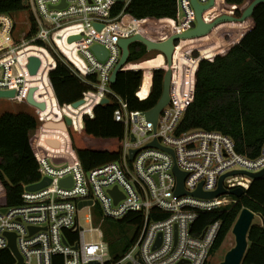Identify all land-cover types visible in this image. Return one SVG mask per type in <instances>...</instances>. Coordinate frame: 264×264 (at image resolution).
I'll list each match as a JSON object with an SVG mask.
<instances>
[{
	"label": "built area",
	"instance_id": "obj_1",
	"mask_svg": "<svg viewBox=\"0 0 264 264\" xmlns=\"http://www.w3.org/2000/svg\"><path fill=\"white\" fill-rule=\"evenodd\" d=\"M198 1L203 5L211 2ZM119 2L23 0L28 15L24 35L14 34L10 15V23H0V89L15 90L16 96L9 100L26 105L40 122L30 133V142L41 176L38 182L24 185L20 204L0 207V264L6 263L2 251L11 253L13 264H206L221 222L210 223L202 230L195 229V224L202 213L233 205L237 197L230 193L215 198L194 194L199 189L203 193L216 192L225 175L223 187L227 191H246L253 178L231 173L264 170V144L258 157L249 158L237 152L234 140L222 132L180 130L194 100L198 70L189 63L183 64L186 59L180 62L179 57L176 62L175 55L171 101L156 123L148 119L147 111L131 110L112 90L111 76L122 56L120 40L136 34L148 36L151 26L157 24L149 18H132L125 9L116 14ZM123 2L126 6L129 3ZM225 2L215 0L211 10L225 7ZM178 6L177 20L160 22L175 24L171 33H182L196 25L191 0H178ZM232 7L225 8L232 12L241 8ZM211 10L205 12L206 20ZM217 14L221 15V11L209 20ZM73 37L78 38L71 40ZM96 45L107 50L105 59L92 50ZM56 55L81 79L97 76L94 90L84 93L85 103L80 108L72 104L61 106L57 101L50 79L57 67ZM31 57L41 61L35 75L30 70ZM129 64L135 69L128 65L126 69L143 71L136 95L141 101L146 100L153 89L154 73L146 79L145 71L138 67L141 63ZM163 65L166 67L165 60ZM157 68H151V72ZM32 89L36 103L50 106L51 97L53 108L57 105L61 109L60 115L50 120L42 108L32 104L28 99ZM105 98L117 103L114 119L124 126L122 154L116 161L86 170L72 145L69 130L82 132L84 123L78 125L76 118H94V108ZM66 117L72 119V125H66ZM154 142L158 146L152 145ZM175 168L185 175L182 195L177 194ZM44 179L50 183L30 189ZM116 189L118 201L112 193ZM81 203L87 205L81 208ZM132 213L143 217L140 233L125 253L114 257L105 239V223L121 221ZM84 222L91 227L85 228ZM13 238L17 254L12 249Z\"/></svg>",
	"mask_w": 264,
	"mask_h": 264
},
{
	"label": "trees",
	"instance_id": "obj_2",
	"mask_svg": "<svg viewBox=\"0 0 264 264\" xmlns=\"http://www.w3.org/2000/svg\"><path fill=\"white\" fill-rule=\"evenodd\" d=\"M126 1H129L127 6L125 2L116 5V14L125 9L126 15L138 20L149 18L160 22L178 18V0ZM245 1L226 0L239 6ZM24 10L23 0H0V15ZM241 14L240 10L236 12L237 16ZM5 16H0V23L8 22ZM253 21L254 27L227 53L198 63L194 100L180 124L181 131L201 128L222 132L234 140L237 152L249 158L258 157L264 144V3L256 7ZM243 27L239 39L243 35L241 31L248 30L246 24ZM159 35L150 32L149 37L159 40ZM149 54L143 43L135 42L130 45L129 63L151 59L146 58ZM56 57L57 67L51 72L50 79L61 106L73 104L83 99L85 92L94 90L96 75L83 80L59 56ZM144 69L146 79H149L151 68ZM153 73V89L146 100L141 101L136 95L144 75L142 70L119 72L112 90L128 103L131 110L149 111L163 95L165 68L155 69ZM116 108L117 103L113 100L97 105L94 118L83 117L82 132L73 128L69 130L72 145L86 170L116 161L122 154L124 126L114 119ZM38 125L40 122L32 112H4L0 115V207L20 204L24 185L36 183L41 178L30 142V133ZM236 200L228 207L202 213L195 224V229L202 230L210 223L221 222L211 255L221 248L243 209L248 208L264 218V177L253 180L249 189ZM142 224L143 217L138 213L121 221H106L105 239L114 257L121 256L133 245ZM133 229H137V233L128 240ZM1 255L6 257V263L2 264H13L9 251H2ZM243 264H264V226L261 223L251 227Z\"/></svg>",
	"mask_w": 264,
	"mask_h": 264
},
{
	"label": "water",
	"instance_id": "obj_3",
	"mask_svg": "<svg viewBox=\"0 0 264 264\" xmlns=\"http://www.w3.org/2000/svg\"><path fill=\"white\" fill-rule=\"evenodd\" d=\"M120 1L123 2L124 0H120ZM263 3H264V0H253L249 5L244 4L241 6L239 10L242 11V14L240 16L236 15V12L238 11V9H236V10H233L234 14H221L215 17L212 21L208 22L205 19L204 14L205 12L215 7L216 5L215 0H211V2L208 5H203L198 0H191V5L195 13L196 25L193 28L189 29L188 31H185L182 33L180 32L171 33L164 43L158 42L157 40L150 38L148 36L142 35V34H136L132 37L122 38L120 40L119 45L122 49V56L112 73L111 84L114 85L116 83L119 72L128 70L126 69V66L129 64L131 44L135 42H141L147 47L148 51H158L160 54H162L166 61L163 95L160 101L158 102V104L153 109L147 111L146 113L148 119L156 123L164 107L167 106L171 101L170 89H171V81H172V74H173L172 66L174 63L175 55H176V50H177L176 47L178 45L177 43H181L187 40L200 41L203 38L211 35L214 32V30L217 29L222 24H227V23L245 24L250 20L253 21V15H254L256 7ZM224 5L228 9L233 8L232 5L227 2H225ZM253 24H254V21H253ZM75 38H78V37H73L71 38V40ZM92 50L99 56L100 59H105L108 54L107 50H105L103 47L98 46V45L94 46ZM203 59L204 58H201V60ZM40 65H41V61L39 58L31 57L30 70L33 75L37 73L38 69L40 68ZM34 91L35 89L31 90L29 98H28L29 101L32 104L37 105L38 107L44 109L45 104L36 103L34 101V97H33ZM15 96H16L15 90H1L0 89V99H9V98H14ZM84 103H85V100L81 99L73 103L72 106L77 109V108H80ZM104 103H109V99L108 98L103 99L101 101V104H104ZM65 122H66V125H72L73 123L70 117H66ZM152 145L158 146V143L154 142ZM134 154H135V151L132 152V158ZM175 170L178 174V181H179L177 194L178 195L185 194V191L183 189V182H184L185 175L180 173L177 168H175ZM231 174L232 175L248 174L249 176L253 178V180H255V179L264 177V170L257 172V173L234 171ZM225 177L226 175L221 178L220 187L216 192L203 193L202 190L199 189L194 195L201 196L204 198H215V197H219L226 193H230L236 197H240L245 193V190L242 188H237L231 191H227L223 187V180ZM49 183L50 181L48 179H44L41 183L32 185L30 189L36 190ZM62 183L65 184L66 181L64 180ZM112 193L116 197V200L118 201L119 200L118 190L117 189L113 190ZM85 205H87V203H81L80 207L82 208ZM257 216L259 215L248 208H245L241 211L240 215L238 216V219L236 220L232 228V233L235 236L236 245L226 254L225 260L220 264H243L244 258L249 248L250 230ZM259 217L264 226V218H262L261 216ZM12 249L17 254L14 238L12 240Z\"/></svg>",
	"mask_w": 264,
	"mask_h": 264
},
{
	"label": "rangeland",
	"instance_id": "obj_4",
	"mask_svg": "<svg viewBox=\"0 0 264 264\" xmlns=\"http://www.w3.org/2000/svg\"><path fill=\"white\" fill-rule=\"evenodd\" d=\"M253 0H246L245 4L249 5ZM219 12V10H216V8L214 10H211L210 12H208L207 14V21L210 22V18L214 15V13ZM242 12V11H241ZM221 13H223V11H221ZM233 12H231L232 14ZM0 16H5V15H0ZM13 22H14V34L15 32H17V34H21L24 35V33L27 31V19H28V15L27 12L21 11V12H17L15 14L10 15ZM219 16V14H217L215 17ZM8 17V16H5ZM11 19L8 17V22L10 23ZM2 23V22H1ZM181 23L178 22L177 25ZM247 25V29H252L253 28V21H248L247 23H245ZM245 24H231V23H227V24H222L220 25L217 29L214 30V32L203 38L202 40L198 41L197 40H187V41H183L177 48V54H176V62H178L179 57L180 58V62L182 59H186V62H183V64L185 63H189L190 65L197 67L198 66V62L199 60H201L200 58H211V57H215L218 54H224L226 53L231 46L237 44L238 41H240V39L242 38V36L248 31L242 32L241 34H243L241 36V38L239 39V31L242 30ZM175 24H154L151 26L150 32H153L154 34H160L159 35V40H157L158 42H162L163 40H167V38L169 37L170 33L173 31V26ZM223 25H228L226 27H221ZM220 29V31L217 33V31ZM232 29V30H231ZM233 29H236V31H233ZM1 30V29H0ZM150 32L148 33V36L150 34ZM184 32V31H182ZM151 38V37H150ZM210 38V39H207ZM156 40V39H155ZM205 43V44H204ZM218 48V49H217ZM160 53L158 51H150V54L146 57V58H155L156 56H158ZM193 57V55L195 56L196 59L191 58ZM150 60V59H142L139 62H134V63H141L143 64V62ZM165 60V59H164ZM145 71V69H143ZM50 102L52 104H49L45 107V109H43L46 112V115H48L50 117V120H53L54 117H58L61 113V109L57 107L53 108L54 101L52 100V98L50 97ZM56 103V102H55ZM54 104V105H53ZM20 111H28L31 112V110L24 104L22 103H18L16 101H12L9 99H0V115L4 112H13V113H17ZM80 118V117H79ZM78 117L76 118V122H81V120ZM88 214V211H85V215ZM261 223L262 221L260 219L259 216H257L254 220V223ZM84 226L85 228H90L91 225L88 222H84ZM137 233V229H133L129 236H128V240H132L135 235ZM236 245V240H235V236L233 235L232 231L229 233V235L227 236L226 240L224 241L223 245L221 246V248L215 252L214 254L210 255L207 264H220L225 260V256L226 254L232 249L234 248Z\"/></svg>",
	"mask_w": 264,
	"mask_h": 264
},
{
	"label": "crops",
	"instance_id": "obj_5",
	"mask_svg": "<svg viewBox=\"0 0 264 264\" xmlns=\"http://www.w3.org/2000/svg\"><path fill=\"white\" fill-rule=\"evenodd\" d=\"M216 10H219V11H223V13L221 14H231L232 11H228L226 10L225 7L223 6H219V7H216ZM169 20H166V21H160V22H168ZM155 22V21H154ZM160 22H156L157 24H160ZM165 24V23H164ZM168 24V23H167ZM220 31V29L217 31V33ZM207 39H210V38H207ZM205 44V43H204ZM228 52V51H227ZM226 52V53H227ZM225 54V53H224ZM163 56L162 54H159L158 56H156L155 58L151 59L152 62L151 63H147V65L145 66H141L144 68H153V67H159L162 65V63L164 62V60L162 61V59H160V57ZM213 59V58H212ZM80 124L83 123V121L79 122Z\"/></svg>",
	"mask_w": 264,
	"mask_h": 264
},
{
	"label": "bare ground",
	"instance_id": "obj_6",
	"mask_svg": "<svg viewBox=\"0 0 264 264\" xmlns=\"http://www.w3.org/2000/svg\"><path fill=\"white\" fill-rule=\"evenodd\" d=\"M250 30H251V29H249L248 31H250ZM248 31H247V32H248ZM247 32H246V33H247ZM246 33H245V34H246ZM245 34H244V35H245ZM244 35H243V36H244ZM243 36H242V37H243ZM241 39H242V38H241ZM241 39H240V40H241ZM237 43H239V41H238ZM233 46H234V45H233ZM231 47H232V46H231ZM231 47H230V48H231ZM160 59H162V61H163V60H164V57L161 56ZM199 61H200V60H199ZM151 62H152L151 59H150V60H147V61L143 62V64L139 65L138 67L145 66V65H147V63H151ZM163 63H164V62H163ZM163 63H162V65L159 66L158 68L161 67V68H165V69H166V67L163 65ZM198 63H199V62H198ZM128 67H129V69H135V68H133V67H135V66H130V64H128ZM197 67H198V66H197ZM141 68L143 69V67H141ZM158 68H157V69H158ZM152 73H153V72H151V70H150V77H151ZM145 76H146V69H145ZM146 78H147V76H146ZM149 79H150V78H149Z\"/></svg>",
	"mask_w": 264,
	"mask_h": 264
}]
</instances>
